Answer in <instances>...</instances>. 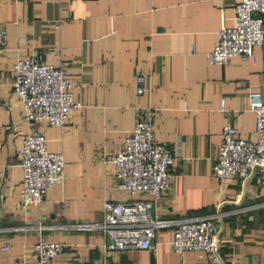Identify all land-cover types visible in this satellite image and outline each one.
I'll return each instance as SVG.
<instances>
[{"label": "crops", "instance_id": "crops-1", "mask_svg": "<svg viewBox=\"0 0 264 264\" xmlns=\"http://www.w3.org/2000/svg\"><path fill=\"white\" fill-rule=\"evenodd\" d=\"M237 1L0 0V246H7L0 248V264H36L38 238L63 245L47 264H208L202 251L170 248L172 227L155 232L152 249L116 251L105 250V237L95 230L7 229L98 221L104 201L149 198L117 189L113 166L102 159L122 146L135 108L148 116L154 139L179 156L154 209L169 219L221 212L222 258L264 264V206L250 207L264 200V191L253 177L221 180L211 169L223 124L255 139L247 91L264 84V41L253 46V57L232 56L223 64L205 58L219 26L233 24ZM32 53L65 64L80 106L63 126L24 118L11 66ZM137 74L145 77L141 93ZM35 132L47 150L62 153L66 177L39 204L21 207L17 147Z\"/></svg>", "mask_w": 264, "mask_h": 264}, {"label": "built area", "instance_id": "built-area-1", "mask_svg": "<svg viewBox=\"0 0 264 264\" xmlns=\"http://www.w3.org/2000/svg\"><path fill=\"white\" fill-rule=\"evenodd\" d=\"M233 24L221 25L216 31L213 47L205 52L209 63L223 64L232 56L253 57V46L264 41V0H238L233 8ZM4 43V33L0 34ZM136 92L144 90L143 74L136 75ZM11 85L21 103L24 118L43 120L52 126H63L71 110L80 106L72 98L71 82L65 76V64L61 61L45 62L40 53L18 58L11 66ZM249 108L254 112L255 139L248 140L238 134V129L223 124L217 151L212 158V173L219 179L231 177L247 181L254 177L264 191V84L247 91ZM223 109V105L220 104ZM135 120L122 146L113 153L102 155L113 166L117 189L130 197L148 195L147 199L104 201L102 218L98 221L69 224H43L11 226L12 231L23 230H95L105 237L107 251L123 249H152L155 232L172 227L168 240L170 248L202 251L208 264H238L225 261L219 252L217 221L223 215L213 212L178 219L164 218L154 207L160 196L170 186L168 167L179 156L176 149L165 142L155 140L148 116L135 108ZM22 169V187L19 204L26 207L39 204L46 190L62 183L66 177L63 155L49 151L41 133L22 136L17 147ZM264 206V200L251 208ZM62 243L43 238L33 245L36 264H47L50 258L62 251ZM6 249V244L0 246Z\"/></svg>", "mask_w": 264, "mask_h": 264}, {"label": "water", "instance_id": "water-1", "mask_svg": "<svg viewBox=\"0 0 264 264\" xmlns=\"http://www.w3.org/2000/svg\"><path fill=\"white\" fill-rule=\"evenodd\" d=\"M254 178V177H253Z\"/></svg>", "mask_w": 264, "mask_h": 264}]
</instances>
